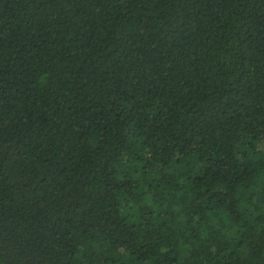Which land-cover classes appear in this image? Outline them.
Instances as JSON below:
<instances>
[{
	"label": "trees",
	"instance_id": "1",
	"mask_svg": "<svg viewBox=\"0 0 264 264\" xmlns=\"http://www.w3.org/2000/svg\"><path fill=\"white\" fill-rule=\"evenodd\" d=\"M0 264H264V0H0Z\"/></svg>",
	"mask_w": 264,
	"mask_h": 264
}]
</instances>
